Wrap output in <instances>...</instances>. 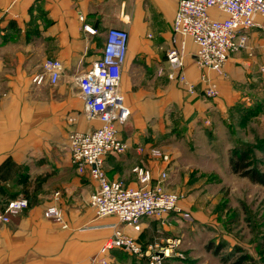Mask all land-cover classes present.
<instances>
[{"label":"crops","instance_id":"0c3cea01","mask_svg":"<svg viewBox=\"0 0 264 264\" xmlns=\"http://www.w3.org/2000/svg\"><path fill=\"white\" fill-rule=\"evenodd\" d=\"M178 3L0 0V214L18 197L29 201L28 208L9 222L0 221V264H147L146 258L120 248L102 252L103 246L116 230L135 239L144 250L165 241L162 220L144 218L137 232L116 216L98 218L90 205L98 183L89 171L80 173L71 162L69 135L89 132L93 126L86 119L76 78L101 60L110 29L129 33L120 89L131 111L129 120L118 126L119 138L128 146L126 152L105 158L110 181L138 188L141 184L133 169L144 166L151 170V186H155L162 172H171L173 165L153 158L151 151L157 148L173 157L169 139L175 133L176 115L185 119L189 112L194 132L208 134L212 131L208 125L214 128L223 123L236 137L240 130L253 131L254 123L264 117L260 71L264 18L256 17L259 26L249 30L247 48L232 54L222 73L203 71L195 61L194 41L182 36L174 40ZM86 26L96 33L87 32ZM172 48L183 49L184 72L194 93L169 78L167 52ZM48 58L63 63L62 76L56 85H37L33 79ZM204 73L219 91L216 98L204 95ZM244 108L256 115L244 119ZM191 173L204 174L194 169ZM52 206L60 210L64 224L45 217ZM177 216L172 213L166 220Z\"/></svg>","mask_w":264,"mask_h":264},{"label":"built area","instance_id":"2783aa9c","mask_svg":"<svg viewBox=\"0 0 264 264\" xmlns=\"http://www.w3.org/2000/svg\"><path fill=\"white\" fill-rule=\"evenodd\" d=\"M213 11L225 15V18L220 19ZM257 16L264 18V0H179L174 20V40L180 36L191 38L197 45L194 55L197 66L203 71L222 73L231 55L247 46L249 30L259 26ZM85 30L91 34L96 33L89 26ZM128 43L129 33L126 29H110L101 60L90 71L77 76L85 116L93 126L89 132H72L68 147L71 162L78 172L89 171L98 183L97 192L90 198V205L97 217L116 216L125 226L138 232L144 218L164 220L170 214L180 211V197L166 191L164 184L168 179L167 171L159 175L160 182L151 186V170L136 166L133 171L141 184L138 188L126 186L120 181H110L105 174L107 155L123 154L128 147L118 135V126L125 124L131 115L120 89ZM183 53V49L168 50L167 59L171 68L169 78L179 81L189 93H194V86L184 72ZM63 70V63L59 59L48 58L33 81L37 85L46 82L56 85ZM260 71L264 75V64ZM201 80L206 83L205 97L216 98L219 91L214 82L205 73L201 75ZM151 155L169 162L167 154L157 148L151 151ZM28 206L29 201L23 196L8 202L0 214V221L9 222L11 216L19 214ZM44 215L64 224L60 210L54 206L49 207ZM179 242L168 246L156 242L144 250L135 239L116 230L113 237L104 244L102 252L120 248L139 259L146 258L147 264H166ZM104 264H107L106 261Z\"/></svg>","mask_w":264,"mask_h":264},{"label":"rangeland","instance_id":"374dc122","mask_svg":"<svg viewBox=\"0 0 264 264\" xmlns=\"http://www.w3.org/2000/svg\"><path fill=\"white\" fill-rule=\"evenodd\" d=\"M186 114L185 119L176 115L175 133L169 139L173 157L167 154L174 169L167 170L164 186L167 192L180 197V211L175 212L180 216L160 222L165 240L162 245L180 241L169 264H229L221 258L235 260L241 254L236 248L253 256L257 264H264V186L232 174L229 166L238 137L252 144L264 140V117L254 123L253 131L240 130L236 137L223 123L214 128L208 125L212 130L208 134L194 132L189 112ZM257 154L263 160L260 166L264 171V153ZM191 169L204 174L191 173ZM160 181L159 177L156 184ZM221 244L225 246L216 256L213 250Z\"/></svg>","mask_w":264,"mask_h":264},{"label":"trees","instance_id":"16d2710c","mask_svg":"<svg viewBox=\"0 0 264 264\" xmlns=\"http://www.w3.org/2000/svg\"><path fill=\"white\" fill-rule=\"evenodd\" d=\"M243 110L246 112V117L244 118L246 120H248L250 116L256 115H254L255 111L253 109L246 110L244 108ZM259 151L264 153V140L256 144L238 141L237 146L232 151L229 159L231 173L239 177L246 178L253 184L264 186V171L260 166V164L263 163V160L258 157L257 152ZM224 246L225 244H221L213 250V253L216 256H220V251ZM235 251L241 253L240 256H238L235 260L230 259V257H222V262L229 264H257L253 256L245 253L242 248H236Z\"/></svg>","mask_w":264,"mask_h":264}]
</instances>
